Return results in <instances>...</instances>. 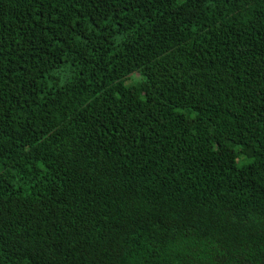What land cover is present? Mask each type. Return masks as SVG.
<instances>
[{"label": "trees", "instance_id": "16d2710c", "mask_svg": "<svg viewBox=\"0 0 264 264\" xmlns=\"http://www.w3.org/2000/svg\"><path fill=\"white\" fill-rule=\"evenodd\" d=\"M0 264H264V0H0Z\"/></svg>", "mask_w": 264, "mask_h": 264}, {"label": "rangeland", "instance_id": "374dc122", "mask_svg": "<svg viewBox=\"0 0 264 264\" xmlns=\"http://www.w3.org/2000/svg\"><path fill=\"white\" fill-rule=\"evenodd\" d=\"M131 76H132V78H133L134 80H137V79L139 78V75H138L137 73H134V74H132ZM132 81H133V80H132ZM132 81H128V82H127V85H130V84L132 83ZM226 149H228L227 146H224V145H220V146H219V150H220V151H224V150H226Z\"/></svg>", "mask_w": 264, "mask_h": 264}]
</instances>
